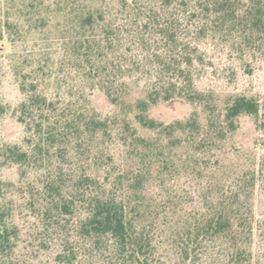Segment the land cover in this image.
<instances>
[{"label": "trees", "instance_id": "1", "mask_svg": "<svg viewBox=\"0 0 264 264\" xmlns=\"http://www.w3.org/2000/svg\"><path fill=\"white\" fill-rule=\"evenodd\" d=\"M5 2L0 123L23 136L0 134V264H264V93L200 84L208 47L264 63V0Z\"/></svg>", "mask_w": 264, "mask_h": 264}, {"label": "rangeland", "instance_id": "2", "mask_svg": "<svg viewBox=\"0 0 264 264\" xmlns=\"http://www.w3.org/2000/svg\"><path fill=\"white\" fill-rule=\"evenodd\" d=\"M3 1L4 0H2L3 7L0 10V19H3L4 16L7 15L8 17L10 16L11 20H16L17 13L15 9L11 6L9 7L7 3H3ZM7 7L8 11H6ZM31 38L32 37H28V41H25L30 46L34 43ZM208 51L212 63L209 65L206 74L201 80L200 84L203 88H212L219 92L264 93V63L257 65L253 74L249 75L244 72L243 68L236 61L224 54L220 48L212 49L208 47ZM2 60L3 58H0V61ZM4 66V77H2V83L0 85V95L6 103L15 105L20 99L18 84L14 76L10 73L7 61H5ZM93 99L98 108L101 110L107 109V102L100 92H97ZM191 110L192 109L184 102L176 101L155 107L151 114L159 120L170 122L177 118L186 117ZM0 134L7 141L18 142L23 136V129L10 115H8L0 123ZM250 135V124L246 123L240 140L249 142ZM8 174V176H12V173ZM256 202L258 213H263L264 196L259 193Z\"/></svg>", "mask_w": 264, "mask_h": 264}]
</instances>
